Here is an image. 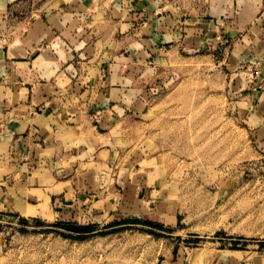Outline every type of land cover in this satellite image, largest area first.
<instances>
[{
	"label": "rangeland",
	"instance_id": "1",
	"mask_svg": "<svg viewBox=\"0 0 264 264\" xmlns=\"http://www.w3.org/2000/svg\"><path fill=\"white\" fill-rule=\"evenodd\" d=\"M207 54L164 52L141 111L73 136L77 209L0 217V264H264V143Z\"/></svg>",
	"mask_w": 264,
	"mask_h": 264
},
{
	"label": "crops",
	"instance_id": "2",
	"mask_svg": "<svg viewBox=\"0 0 264 264\" xmlns=\"http://www.w3.org/2000/svg\"><path fill=\"white\" fill-rule=\"evenodd\" d=\"M173 50L222 51L264 143V0H0V217L77 209L60 180L82 162L73 136L141 111L150 66Z\"/></svg>",
	"mask_w": 264,
	"mask_h": 264
},
{
	"label": "trees",
	"instance_id": "3",
	"mask_svg": "<svg viewBox=\"0 0 264 264\" xmlns=\"http://www.w3.org/2000/svg\"><path fill=\"white\" fill-rule=\"evenodd\" d=\"M23 221V220H22ZM66 230L71 233H77V234H87L94 231V227L91 225H88L86 227H72V226H66Z\"/></svg>",
	"mask_w": 264,
	"mask_h": 264
},
{
	"label": "built area",
	"instance_id": "4",
	"mask_svg": "<svg viewBox=\"0 0 264 264\" xmlns=\"http://www.w3.org/2000/svg\"><path fill=\"white\" fill-rule=\"evenodd\" d=\"M215 41L218 42V43L220 44V42H222L223 39H222V37L217 36V37H215Z\"/></svg>",
	"mask_w": 264,
	"mask_h": 264
}]
</instances>
